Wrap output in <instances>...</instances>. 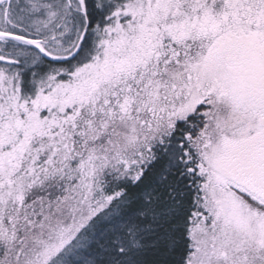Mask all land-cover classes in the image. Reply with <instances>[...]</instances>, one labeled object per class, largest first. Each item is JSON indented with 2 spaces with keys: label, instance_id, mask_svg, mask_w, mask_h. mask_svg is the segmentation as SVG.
<instances>
[{
  "label": "snow or ice",
  "instance_id": "1",
  "mask_svg": "<svg viewBox=\"0 0 264 264\" xmlns=\"http://www.w3.org/2000/svg\"><path fill=\"white\" fill-rule=\"evenodd\" d=\"M0 264H264V0H0Z\"/></svg>",
  "mask_w": 264,
  "mask_h": 264
}]
</instances>
